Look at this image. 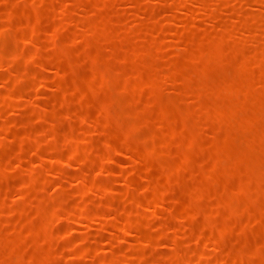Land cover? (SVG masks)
<instances>
[{
	"label": "rangeland",
	"instance_id": "obj_1",
	"mask_svg": "<svg viewBox=\"0 0 264 264\" xmlns=\"http://www.w3.org/2000/svg\"><path fill=\"white\" fill-rule=\"evenodd\" d=\"M0 264H264V0H0Z\"/></svg>",
	"mask_w": 264,
	"mask_h": 264
}]
</instances>
